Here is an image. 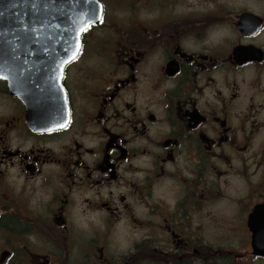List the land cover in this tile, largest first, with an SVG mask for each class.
I'll return each mask as SVG.
<instances>
[{"label":"flooded vegetation","instance_id":"af4514ba","mask_svg":"<svg viewBox=\"0 0 264 264\" xmlns=\"http://www.w3.org/2000/svg\"><path fill=\"white\" fill-rule=\"evenodd\" d=\"M33 2L0 0L36 35L0 44V264H264V0H99L63 66Z\"/></svg>","mask_w":264,"mask_h":264},{"label":"water","instance_id":"95a60500","mask_svg":"<svg viewBox=\"0 0 264 264\" xmlns=\"http://www.w3.org/2000/svg\"><path fill=\"white\" fill-rule=\"evenodd\" d=\"M26 5L25 2H23ZM21 6V4H19ZM34 19L37 16L38 8L44 7V12L49 13V23L51 24L53 21L58 20V14L65 13V21H66V33H65V49L60 51V55L62 58L60 62L66 61V63L73 57V54L76 53L75 47L80 45V35L77 38V32L74 31L73 22L76 25V28H79L83 25V21L85 19V10L88 7L87 4H78L74 0H34ZM53 15H55V19L53 20ZM22 16H19V21L22 20ZM25 20V16H24ZM58 40V35L51 36V39ZM11 39V40H10ZM36 39V35L28 34L25 28V31L19 33L15 37L2 36L0 37V44L2 45H30ZM58 44V42H56ZM65 63H63L64 65Z\"/></svg>","mask_w":264,"mask_h":264},{"label":"snow or ice","instance_id":"6c2138e0","mask_svg":"<svg viewBox=\"0 0 264 264\" xmlns=\"http://www.w3.org/2000/svg\"><path fill=\"white\" fill-rule=\"evenodd\" d=\"M75 2H78V0H75ZM88 7L85 10V19L83 21V25L79 28H76L75 23L73 22V28L74 31L77 32V38H79L80 34L87 33L90 31V29L93 27L94 24L102 22V17L99 15L101 12V6L99 5V0H85ZM77 48H79V45H77ZM73 59H75V53L73 54ZM63 63H66V61L61 63V66H63ZM5 70V66L0 65V71ZM5 79H7L5 77Z\"/></svg>","mask_w":264,"mask_h":264}]
</instances>
